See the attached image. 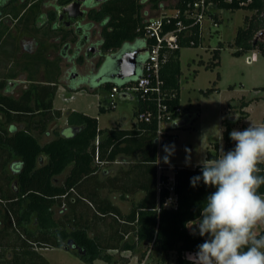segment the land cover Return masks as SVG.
I'll return each instance as SVG.
<instances>
[{"label":"trees","instance_id":"obj_1","mask_svg":"<svg viewBox=\"0 0 264 264\" xmlns=\"http://www.w3.org/2000/svg\"><path fill=\"white\" fill-rule=\"evenodd\" d=\"M35 5L43 0H34ZM167 0H105L98 12L91 17L104 21L106 25L102 31V48L109 52L114 59L121 51L128 49H141L148 42L145 37V26L148 22L145 14L150 9L161 8ZM195 0H174L175 7L180 10L178 17H173L170 23L165 24V30H175L178 22L182 21L186 28L178 32L180 47L166 51V61L161 66V77L164 80L166 93L165 103L176 119L182 111L180 106L181 89V61L180 53L184 47H197L202 42L199 24L194 19L185 16V10L189 3ZM214 3L211 15L218 22L221 20V10H238L241 8L251 11L244 17L243 25L237 30L234 44L237 50L236 56H240L249 50H258L264 55V44L253 45L255 34L264 27V0H208ZM29 1L23 2L20 7L14 6L5 10L15 11L17 17L19 9L25 8ZM19 8V9H18ZM16 11H18L16 13ZM10 13V12H9ZM224 44L218 43L213 51V61L210 66L219 65L220 53ZM146 59L144 55L142 64ZM115 73V71H111ZM109 74H112V73ZM142 73L140 68L137 76ZM108 74V75H109ZM134 78L120 80L109 78L107 88L112 85H121L124 82L135 81ZM208 90L206 93L213 91ZM264 91V87L255 88ZM264 99V95H263ZM252 99L242 98L238 103L240 112L239 121L247 118L249 113L244 110ZM236 106V104H235ZM151 109L156 112L155 101L138 100L135 115L140 111ZM184 111V110H183ZM236 120L223 119V152L234 149L235 141L230 138ZM68 122L79 131L72 137H60L49 143L44 148L38 143L36 137L29 130L18 132L12 138H8L13 152L22 159L21 172L18 179V190L10 194L0 191V264H51L49 260L38 250L46 247L68 248L76 253L87 264H94L96 259H103L109 263L123 260L120 254L127 249L139 251V260L146 257L151 248L152 260L149 264H167L170 253L176 252L175 264H189L185 253H194L197 246L204 242L205 237L193 235L190 228H186L188 221H194L200 217L201 204L208 195L214 192V187L206 186L201 180L196 187L191 185V178L202 175L201 164L191 167H174V189L178 196L176 208H166L163 202L169 194L166 186L159 190V200L156 198L157 176V138L158 125L156 120L146 122L138 120V129L102 130L98 128V120L80 111H70ZM105 133V138L99 137ZM142 135L143 141L137 143L134 136ZM169 141H176L177 135L165 136ZM137 143V147L146 150L145 160L154 168L153 189L148 191L149 196L140 204H137L129 216L120 215L115 209L99 208L92 200H89L80 191L79 185L93 177L99 164L104 162V155L108 153V159H114L119 152L133 151L131 145ZM218 141L210 140L207 147V160L218 159L220 154ZM45 151L49 155V163L43 167H37L39 154ZM98 160L96 162V155ZM70 165L73 167L68 174L63 186H55L52 183L54 176L63 173ZM260 171L257 175H264V162L258 164ZM164 180L168 179L163 175ZM258 194L264 196V185L258 189ZM153 196V201L150 198ZM80 201L95 206V214L100 218L110 219V226L115 229L118 236L119 250L117 255L111 254L100 242L89 235V226L77 222L74 216L57 219L54 216V207H60V211L67 213L72 205ZM160 203V206L158 205ZM264 235V229L257 233ZM68 240L74 241L68 244ZM148 246L145 247L144 245ZM75 247L80 249L78 254Z\"/></svg>","mask_w":264,"mask_h":264},{"label":"crops","instance_id":"obj_2","mask_svg":"<svg viewBox=\"0 0 264 264\" xmlns=\"http://www.w3.org/2000/svg\"><path fill=\"white\" fill-rule=\"evenodd\" d=\"M38 11L40 13L41 8ZM15 19L16 17L14 16L8 20L0 19V191L5 195L17 191L19 186L17 177L21 172L22 159L13 152L8 142V138H12L18 132L24 130L31 131L41 147L44 148L60 137H72L79 131V127L68 122L69 112L74 110L96 117L98 120V128L102 130L112 128L138 129L139 126L135 115L138 99L135 101L129 98H119L118 95V105L125 101H131L133 102V111L124 109L120 114V121H116L117 125L113 127L107 126L105 128L101 127L100 117L98 115H92L89 111L80 107H68L66 104L58 103L62 102L58 100L59 95H62L65 91L73 94L67 98L68 101L72 100L75 94L88 91L96 94L97 104L101 112L116 109H111L107 106L110 92V88H107V83L98 86L80 85L76 89H69L67 86L68 72L65 69L66 62L71 61V59L73 61L75 58L74 65L79 70H82L81 67H84L85 72H87L91 70L94 61L87 68V63L84 58L80 57L76 61V57L63 54L62 48L64 42L57 39L58 31H41L45 35L42 36L40 33L37 36L38 40L35 41V43H40L39 46L36 45V49L33 52L24 50L23 44L27 41L24 38L23 25L17 24ZM104 25L105 21L101 23V26ZM101 26H99V29H102ZM16 28L19 33H15ZM145 47L143 48L146 51ZM108 56H110L107 58L108 62L111 63L110 70L115 71L116 60L114 56L110 54ZM91 57L96 60L95 56ZM140 68H142V62H140L138 72ZM101 74H104V71H101ZM132 95L134 96V94ZM259 99H263V96L252 101ZM250 105L251 103L247 107ZM187 109L184 108V111ZM247 111L249 116L242 121L246 125L243 130L251 125L249 123L251 122V112L249 110ZM100 113L99 115H101ZM169 134L177 135L176 132L172 133L171 130ZM105 135V133H100V139L101 137L104 139ZM134 137L137 143L143 141L142 135H136ZM178 140L179 137L177 135L176 141H168L164 144L176 143ZM137 143L133 142L131 145L133 151L119 152L114 159H108V153H105L104 162L99 164L98 170L94 173L93 177L85 179L79 185L80 191L85 197L92 200L99 208L115 209L120 215L127 217L137 204L144 202L149 196L148 191L150 192V189H153L154 168L145 160L146 150L143 147L138 148ZM154 144L157 145V179L159 173L158 165L163 166L164 174L171 176L173 174L172 168L164 166L160 160L161 145L155 143V140ZM223 146L220 149L221 155ZM98 154L96 155V162L98 160ZM48 163L49 155L45 151H42L37 159V167H43ZM72 167L73 165H70L63 173L54 176L52 179L53 185L58 187L63 186ZM193 167L195 166L191 168ZM155 186L156 198L159 200L158 185L155 184ZM150 201H153V196L150 198ZM93 207L96 209L95 206ZM93 207L87 202L80 201L72 205L67 213H61L60 207L56 205L54 207V216L57 219L63 218L65 215L68 217L74 216L77 222L88 224L89 235L96 238L100 242V245L106 248L109 253L117 255L118 253L116 251L119 250L118 236L115 229H112L110 226L111 220H104L97 216ZM263 229L264 224H260L255 231L258 233ZM49 248L55 249V247H46L38 250L42 252V250H49ZM151 252L150 248L146 257L140 261L139 251L127 249L120 254V256L125 258L121 261L116 260L114 264H120V262L127 263L134 256L138 259V264L141 262L149 264L151 261ZM171 253L173 254V252ZM44 256L50 262L49 257L47 255ZM99 261L105 260L96 259L94 264ZM173 261L175 263V257Z\"/></svg>","mask_w":264,"mask_h":264},{"label":"rangeland","instance_id":"obj_3","mask_svg":"<svg viewBox=\"0 0 264 264\" xmlns=\"http://www.w3.org/2000/svg\"><path fill=\"white\" fill-rule=\"evenodd\" d=\"M164 7L162 9H150L149 6H146L145 9L148 10V13L145 14L146 18L150 19L159 16L163 11L174 12V0H167ZM20 11L21 9H19ZM7 12L14 16L15 11ZM35 12V8L30 9L24 19H31ZM250 12L245 8L221 10L222 22L218 33L213 36L205 33L202 42L197 47L191 46L181 49L182 75L179 107L182 111L184 108H188L185 111H199L200 116L190 128L171 130L172 133H177L178 142L160 144L161 163L166 167L172 168L173 173L176 166L192 167L206 160V152L210 140L218 141L221 146L224 145V127L222 122L224 118L235 116L233 120L237 119L235 123L237 126H234L236 130L242 131L246 126L242 123L243 120L239 121L240 112L237 105L242 98L248 100L253 97L255 88L264 87V55L258 50H249L240 56L234 54L238 49L234 44L237 30L243 25L246 14ZM205 22L206 25L210 23L207 19ZM219 42L224 44L220 53V63L218 66L212 67L210 65L213 61V51ZM109 57H105L102 63L104 65L102 69L104 73L111 68V63L107 59ZM82 58L85 59L87 68L95 61L91 56L83 55ZM71 83L76 85L75 80ZM213 87L215 88L213 91L206 93ZM262 92L264 95V91ZM71 95L73 94L67 91L62 95L60 94L58 100L62 102L58 103L66 104L68 107H80L89 111L92 115H98L100 117V125L103 128L117 125L116 121H120V114L124 109L133 111V102L131 101L120 103L115 110L101 112L97 104L96 94L82 91L75 94L70 102L67 98L71 97ZM244 110L251 112L250 124L261 125L264 123V99L252 101L251 105L244 108ZM165 145L175 146L172 155L169 156L168 163H165L163 159L167 155L164 151ZM41 253L49 257L51 264H87L76 253L60 247L45 249ZM174 257L176 258V252L171 253L168 264H175L173 261ZM138 262V259L134 256L129 262H120V264H138ZM95 264L113 263L99 261Z\"/></svg>","mask_w":264,"mask_h":264},{"label":"clouds","instance_id":"obj_4","mask_svg":"<svg viewBox=\"0 0 264 264\" xmlns=\"http://www.w3.org/2000/svg\"><path fill=\"white\" fill-rule=\"evenodd\" d=\"M230 138L234 149L203 160L202 175L191 178L193 187L202 180L216 190L202 202L200 217L185 224L193 235L205 237L187 254L189 264H264V235L255 231L264 224V196L258 194L264 175H257L264 162V124L234 129ZM174 147L164 146L165 163Z\"/></svg>","mask_w":264,"mask_h":264},{"label":"flooded vegetation","instance_id":"obj_5","mask_svg":"<svg viewBox=\"0 0 264 264\" xmlns=\"http://www.w3.org/2000/svg\"><path fill=\"white\" fill-rule=\"evenodd\" d=\"M29 0H0V19L8 20L13 16L6 13L5 10L14 6L20 7L23 2ZM105 0H43L41 4L35 5V1H29L25 8H22L18 16L15 19L17 24L23 25L24 38L26 43L23 44V49L28 52H33L36 49L35 43L37 36L41 31H58L57 39L62 40L63 54L72 55L76 57V61L80 57L95 56L96 60L91 68L85 72V68L81 67L79 70L74 65V60L66 62L65 69L68 72L67 86L69 89H76L80 85L93 86L102 85L108 82L109 78H116L113 76L116 74H109L111 70L101 74L104 67L102 65L105 55H109V52H105L102 48V31L101 26L103 21L93 19L92 14L100 10L101 4ZM78 6V7H77ZM35 8L36 12L31 19H24L26 13ZM41 8V12L38 13V9ZM38 11V12H37ZM35 20V22H34ZM20 22V23H19ZM34 22V23H33ZM33 23V24H32ZM99 26L102 29H99ZM15 33H19L18 29H15ZM45 35L44 32L41 33ZM38 48V47H37ZM142 49V48H141ZM144 49V48H143ZM146 51L140 56V62L143 61ZM72 57V58H73ZM95 68V69H94ZM109 74V75H107ZM73 80L76 81V85L72 84ZM23 86V85H22ZM21 95V94H20ZM61 212V211H60ZM63 213V212H61Z\"/></svg>","mask_w":264,"mask_h":264},{"label":"built area","instance_id":"obj_6","mask_svg":"<svg viewBox=\"0 0 264 264\" xmlns=\"http://www.w3.org/2000/svg\"><path fill=\"white\" fill-rule=\"evenodd\" d=\"M164 6L165 3L159 9H162ZM214 6V3L208 0H195L189 3V7L185 10V16L194 19L195 23L199 24V31L202 39L205 33L209 36H213L219 32L220 22L211 15ZM179 15L180 10L175 7V11L172 13L163 11L159 16L148 19L145 26V37L147 40H153L154 43L148 42L145 47L146 59L142 64L141 75L135 76V81L124 82L121 85H112L108 98L107 106L111 109L117 107L118 95L122 92L134 94L138 100L155 101L156 112L151 109L140 111L136 119L146 122L156 120L158 125L157 138L159 140L170 133L167 127L174 120L171 111L165 103L166 93L164 91V80L161 77V66L162 63L166 61V51L163 54V50H172L180 47L178 32L186 28V25H184L182 21H179L178 27L175 30H165L164 27L166 23L171 22L173 17H178ZM206 19L210 22L207 25L205 22ZM178 109L182 111L180 107ZM158 170V189L160 190L163 186L169 189V194L166 196L163 206L166 208H176L178 196L174 189V173L172 176L165 174L168 176V179L164 180L162 178L164 175L163 166L158 165ZM158 205L160 206V203ZM189 253L192 252H186L185 256ZM140 264L145 263L141 262Z\"/></svg>","mask_w":264,"mask_h":264},{"label":"water","instance_id":"obj_7","mask_svg":"<svg viewBox=\"0 0 264 264\" xmlns=\"http://www.w3.org/2000/svg\"><path fill=\"white\" fill-rule=\"evenodd\" d=\"M78 7V6H77ZM258 43L264 44V27L260 29L253 38V45H257ZM144 49H128L121 51V53L115 58L116 62V74L113 76H116L120 80H126L129 78H133L137 76L138 74V68L140 65V55L144 53ZM251 60V59H250ZM263 96V92L261 90H254L253 97L250 99H256ZM119 98H129L132 100H137L132 94L130 93H120ZM199 111H182V113L173 120V122L167 127L169 130H178V129H186L189 128L194 121L199 116ZM235 116H230L229 119L233 120ZM168 138L165 136L162 137L160 140L158 138L155 139V143L157 144H164L168 142ZM68 244H73L74 241L68 240ZM145 247L148 245L145 244ZM78 254L80 252V249L78 247H75ZM65 250H68V248H65Z\"/></svg>","mask_w":264,"mask_h":264}]
</instances>
